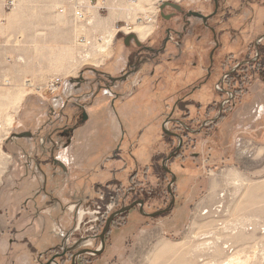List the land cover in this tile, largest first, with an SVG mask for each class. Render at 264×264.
<instances>
[{
	"label": "rangeland",
	"instance_id": "rangeland-1",
	"mask_svg": "<svg viewBox=\"0 0 264 264\" xmlns=\"http://www.w3.org/2000/svg\"><path fill=\"white\" fill-rule=\"evenodd\" d=\"M165 2L180 3L184 13L214 9L212 0H14V8L0 10V138L31 136L17 133L19 118L47 121L46 134L79 131L75 154L62 162L69 176L76 158L92 156L93 130L106 132L112 122L117 135L105 161L119 165L96 170H111L118 180L105 219L91 228L83 212L109 203L108 179L96 183L99 195L67 204L68 231L33 251L31 264H264V73L252 74L239 103L222 81L235 61L248 63L264 48V0H217L209 21L216 41L197 16L184 24L182 14L163 20ZM76 9L84 19L73 16ZM168 27L177 34L165 50L143 54L132 68L138 29L151 31L141 44L159 45ZM184 100L193 104L178 108ZM213 102L224 104L209 107ZM226 104L231 108L218 118ZM180 140L179 155L165 161ZM163 164L176 176L172 184ZM50 200L38 202V214ZM131 204L114 215L102 243L106 220Z\"/></svg>",
	"mask_w": 264,
	"mask_h": 264
},
{
	"label": "crops",
	"instance_id": "crops-1",
	"mask_svg": "<svg viewBox=\"0 0 264 264\" xmlns=\"http://www.w3.org/2000/svg\"><path fill=\"white\" fill-rule=\"evenodd\" d=\"M43 121L41 118H19L22 128L17 133L32 131L31 136L0 138V264H31L33 251L49 247L57 234L68 231L73 222L66 210L69 202L81 203L91 194L99 195L95 185L104 179H108L103 186L108 201L109 192L116 186L113 181L117 177L111 170L96 171L100 165L105 169L107 165H119L117 160L105 161L115 148L117 138L111 130L112 122L108 123L106 132H99L100 129L91 132L92 156L76 158V164L69 167V176H66L68 172L61 164L67 165L75 154L73 148L79 131L68 136L54 133L55 129L46 134L42 124L47 121ZM143 149L139 150L140 155ZM53 151L55 157L44 158ZM55 164L64 171H53L57 169ZM85 171L88 173L84 174ZM43 198L51 199V207L46 206L44 212L38 214V202Z\"/></svg>",
	"mask_w": 264,
	"mask_h": 264
},
{
	"label": "flooded vegetation",
	"instance_id": "flooded-vegetation-1",
	"mask_svg": "<svg viewBox=\"0 0 264 264\" xmlns=\"http://www.w3.org/2000/svg\"><path fill=\"white\" fill-rule=\"evenodd\" d=\"M212 3H213V8L214 9H213V12L211 14H208V15L199 14V13H197L195 11H190V10L189 11H186L184 13L181 4L178 3V2H165L163 4H160V6H161V12L160 13H161V17L165 21H169V20H172L173 18H175V14H182V16H181L182 19L181 20L183 21V24L185 23L184 21H188L186 19L187 17L197 16L198 18L201 19L202 23L210 30L211 35H212V38L216 41L215 30H214V28L211 25H209V21L211 20V18L214 15H216L219 5H218L217 0H212ZM165 8L170 9L167 14H164L163 13V10ZM147 31H149V30H147ZM147 31H146L147 34H149V32H151V31H149V32H147ZM164 34H165L164 35V38H163V40L161 41V43L159 45L158 44H152V45L141 44L140 43V40H139L141 37H139V35H138L137 37H139V39L137 38L136 41H135V45H136V49L137 50H136V52H133V54H131L129 56V58H128V62H130L129 63L130 66H132V68L135 67L138 64V62L140 61V59L142 58V55L143 54H145V55L148 54V55H151V56H157L160 53H162L165 50V46L170 41L173 40V35H176L177 34V31L176 30H173L170 27H168L165 30ZM145 36L143 38H145ZM143 38H141V39H143ZM126 39L129 42L132 41V40H134L132 36H128ZM216 47H217V43H216L215 48ZM215 48H213L210 51V53H209V62L210 63L211 62L213 63V53H214ZM258 56H259V53L256 52L254 58L252 60H250L248 63H240L239 61H235V64H234L235 67L232 68L231 71H229L228 73H225L222 76L223 84L225 85L226 89L230 91V97L233 98L235 100V102H236V98H235L234 93L232 92V90H230L227 87L226 78L230 74L234 73L238 68L243 67V66H247V65H250V64H254L257 61ZM230 57L232 58V55L231 54L227 56V59H230ZM249 59H250V56L249 55L246 56L245 60L248 61ZM211 67H210V70L212 69ZM130 73L131 72H127L126 74H124V76L119 77L120 78L119 80L127 79L130 76ZM117 78L118 77H114L113 80H112V82H118L119 80H117ZM132 89H134V88H132ZM228 102H229V100H228ZM228 102H226V103H228ZM188 104H193V102L191 100L180 101V102H177V107L178 108L186 107V105H188ZM223 104H224V102H221V103L219 102V104L213 102L212 105L210 104L211 106H209V107H211V108L213 106L219 107V106H222ZM195 106L196 107H199L200 104L199 103H195ZM227 106H230V104H226L225 107H227ZM223 109H224V107L222 108L220 114L222 113ZM220 114H219L218 118L220 117ZM176 122H177V120H176ZM178 127H179L178 128L179 130L182 129L181 126H178Z\"/></svg>",
	"mask_w": 264,
	"mask_h": 264
},
{
	"label": "trees",
	"instance_id": "trees-1",
	"mask_svg": "<svg viewBox=\"0 0 264 264\" xmlns=\"http://www.w3.org/2000/svg\"><path fill=\"white\" fill-rule=\"evenodd\" d=\"M258 53H259L258 59H257V61L254 64H250V65H247V66L240 67L234 73L230 74L226 78L227 87L230 90H232V92L234 93V96L236 98V102L237 103L241 102L243 97L245 95H247V93H248L247 86L251 83L252 74L254 72L257 73L258 75H260L261 72L264 73V48H261V50H259ZM230 108H231L230 106L225 107L223 109L222 113L220 114L219 118H223L225 116V113H227V111ZM179 131L180 132L182 131V133H183L182 135H184V136L187 135L186 131L181 130V129ZM181 148H182V144H181L180 149L178 150V152L172 157L178 156ZM155 156L156 155H154L152 157V159H151L154 163L156 161H158L156 159L157 157H155ZM161 158H165V157L161 156ZM170 159H169V161H170ZM121 215H123V214H121ZM115 219L116 218H113L112 221L110 222V225H109L108 229L105 232L104 239L106 238L107 234L110 232V228L112 226V223L115 222ZM91 259L92 258H90L89 261H88V259H86V258H78L79 262H85V261L86 262H90Z\"/></svg>",
	"mask_w": 264,
	"mask_h": 264
},
{
	"label": "built area",
	"instance_id": "built-area-1",
	"mask_svg": "<svg viewBox=\"0 0 264 264\" xmlns=\"http://www.w3.org/2000/svg\"><path fill=\"white\" fill-rule=\"evenodd\" d=\"M14 4V0H0V10H10L11 8H13ZM73 16L78 20H82L85 18V12L82 9H76L73 13ZM52 85L53 84H51V86ZM113 202L114 198L110 196L108 204L96 202L94 203L91 209L87 210L86 212H83V215H85V213L89 215L88 221L92 223L90 224L91 228L94 226L95 222L98 220L99 217L105 218V214L111 209L112 205H114Z\"/></svg>",
	"mask_w": 264,
	"mask_h": 264
},
{
	"label": "water",
	"instance_id": "water-1",
	"mask_svg": "<svg viewBox=\"0 0 264 264\" xmlns=\"http://www.w3.org/2000/svg\"><path fill=\"white\" fill-rule=\"evenodd\" d=\"M86 117H87V116H86V114L84 113V114H83V120H85ZM163 130H164L165 133H169V134H170V131L167 130L164 126H163ZM180 146H181V140L179 141L178 146L176 147V151L173 152L172 154H170L168 157H166V158H165V161H168L172 156H174V155L178 152V150L180 149ZM61 166L64 167L62 164H61ZM163 168H164V170H166L167 172H169V173L171 174V182H170V184H172V183L174 182V180L176 179V176H175L173 173H171L170 170H169L168 168H166V166H164V164H163ZM168 189H169V191H170V186L168 187ZM139 201H140V204H142V200H139ZM173 201H174V200H172V201L170 202V204H172ZM132 206H133V204H131V205H129V206H126V207L122 208L121 210H118L117 213L111 215V216L106 220V224H105V226H104V228H103V230H102V233H101V241H102V243H104L105 232H106V230L108 229V227H109V225H110V222L112 221L113 218H115L114 215H116V214H118V213H120V215H121V214L124 213L125 210H128V209L131 208ZM167 209H168V208H167ZM167 209H166V210H167ZM166 210L159 211L158 213L165 212ZM75 263H76V262H74V260H73V264H75Z\"/></svg>",
	"mask_w": 264,
	"mask_h": 264
},
{
	"label": "bare ground",
	"instance_id": "bare-ground-1",
	"mask_svg": "<svg viewBox=\"0 0 264 264\" xmlns=\"http://www.w3.org/2000/svg\"><path fill=\"white\" fill-rule=\"evenodd\" d=\"M76 7V6H75ZM13 8H14V6H13ZM63 12V11H62ZM127 29V28H126ZM126 32H128V30H126ZM144 32H145V29L144 28H139L138 29V35H139V37H141V38H143V36H144ZM208 245V243L207 244H205V246H207Z\"/></svg>",
	"mask_w": 264,
	"mask_h": 264
}]
</instances>
